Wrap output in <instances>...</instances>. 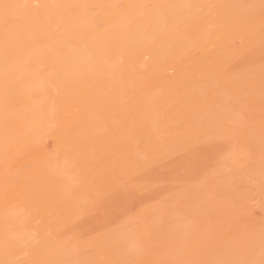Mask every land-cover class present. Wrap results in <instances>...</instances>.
Instances as JSON below:
<instances>
[{"label":"bare ground","instance_id":"6f19581e","mask_svg":"<svg viewBox=\"0 0 264 264\" xmlns=\"http://www.w3.org/2000/svg\"><path fill=\"white\" fill-rule=\"evenodd\" d=\"M0 264H264V0H0Z\"/></svg>","mask_w":264,"mask_h":264}]
</instances>
